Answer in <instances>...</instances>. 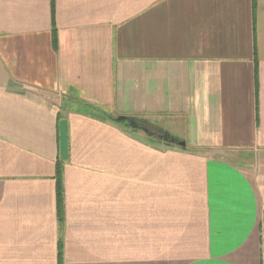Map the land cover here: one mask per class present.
I'll list each match as a JSON object with an SVG mask.
<instances>
[{
    "label": "crops",
    "instance_id": "1",
    "mask_svg": "<svg viewBox=\"0 0 264 264\" xmlns=\"http://www.w3.org/2000/svg\"><path fill=\"white\" fill-rule=\"evenodd\" d=\"M0 264H264V0H0Z\"/></svg>",
    "mask_w": 264,
    "mask_h": 264
},
{
    "label": "trees",
    "instance_id": "2",
    "mask_svg": "<svg viewBox=\"0 0 264 264\" xmlns=\"http://www.w3.org/2000/svg\"><path fill=\"white\" fill-rule=\"evenodd\" d=\"M54 25V22H53ZM53 43L55 46L56 43V37H55V27L53 26ZM101 115L104 116L105 119L110 117L105 111H100ZM60 119V118H59ZM62 163L63 160L57 159L56 161V166H55V179H56V200H57V213H58V219L61 221L62 220V199H63V190H62ZM61 257V251L59 250L58 252V258L60 260Z\"/></svg>",
    "mask_w": 264,
    "mask_h": 264
},
{
    "label": "water",
    "instance_id": "3",
    "mask_svg": "<svg viewBox=\"0 0 264 264\" xmlns=\"http://www.w3.org/2000/svg\"><path fill=\"white\" fill-rule=\"evenodd\" d=\"M59 136V156L61 159L67 158V124L66 120L62 119L58 124Z\"/></svg>",
    "mask_w": 264,
    "mask_h": 264
}]
</instances>
